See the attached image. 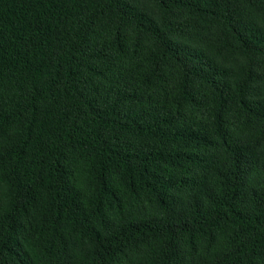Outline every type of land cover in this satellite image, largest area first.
Returning <instances> with one entry per match:
<instances>
[{"label":"trees","instance_id":"16d2710c","mask_svg":"<svg viewBox=\"0 0 264 264\" xmlns=\"http://www.w3.org/2000/svg\"><path fill=\"white\" fill-rule=\"evenodd\" d=\"M0 264H264V0H0Z\"/></svg>","mask_w":264,"mask_h":264}]
</instances>
